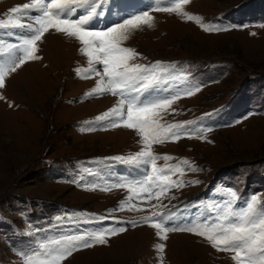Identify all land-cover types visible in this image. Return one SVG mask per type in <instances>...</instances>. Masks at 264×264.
<instances>
[{"label": "rangeland", "instance_id": "obj_1", "mask_svg": "<svg viewBox=\"0 0 264 264\" xmlns=\"http://www.w3.org/2000/svg\"><path fill=\"white\" fill-rule=\"evenodd\" d=\"M25 2L0 0V20ZM184 11L206 26L230 30L205 32L184 16L153 11L152 27L133 32L125 46L140 54L137 62L162 61L202 85L175 103L162 122L211 128L205 139L154 145L156 153L177 158L167 162L173 166L183 159L192 162L196 171L173 177L187 186L172 189L159 208L152 207L155 199L134 200L142 212L116 210L129 195L124 189L78 186L134 176L132 165L111 158L140 151V137L123 127L104 130L86 123L113 108L118 98L86 96L99 77L78 76L75 69L88 67L81 46L51 30L38 44L41 59L10 74L0 89L5 98L0 100V264H22L18 250H30L45 238L119 227L117 221L128 231L106 245L74 252L64 264H161L159 243L165 244L163 264H234L232 253L216 251L200 236L174 232L160 241L153 228L127 223L152 211L182 210L189 202L195 208L181 211L176 220L211 217L225 187L238 192L239 208L253 194L264 201V0H190ZM3 30L16 32L0 28V35Z\"/></svg>", "mask_w": 264, "mask_h": 264}, {"label": "snow or ice", "instance_id": "obj_2", "mask_svg": "<svg viewBox=\"0 0 264 264\" xmlns=\"http://www.w3.org/2000/svg\"><path fill=\"white\" fill-rule=\"evenodd\" d=\"M189 2L166 0L165 3L164 0H153L152 7L147 10L122 16L109 25L94 28L92 21L105 15L108 0H28L11 8L7 20H0V28L23 30L13 33L18 37L15 43L0 40V89L5 87L10 74L29 61L41 59L37 55L38 44L46 33L54 30L75 39L81 46L79 51L87 58L88 67L75 69L77 75L82 79L99 77L95 87L86 96L110 94L118 98L113 108L96 117L94 122L86 123L100 124L104 130L118 127L134 130L140 137V151L111 159L132 165L141 175L78 185L86 191L126 190L129 195L116 210L142 212L144 209L133 201L144 199L157 200L158 203L152 207L159 208L162 198H168L172 189L187 186L183 179L173 177L182 178L187 172L196 171L192 162L183 159L173 166L167 162L177 158L156 153L154 145L178 142L181 138L203 140L206 133L211 131V128L189 127L192 122H162L164 114L173 110L175 103L195 95L202 85L194 83L187 73L173 71V66H166L162 61L152 65L137 62L138 58H142L140 54L136 49L125 46L133 32L142 26L152 27L154 17L150 13L153 11L184 16L188 21L199 24L205 32L230 30L228 26H206L200 17L188 14L184 7ZM2 99L5 98L0 95ZM160 160L166 162L164 166L158 165ZM220 195L222 199L212 206L214 215L211 217L178 221L174 219V213L157 210L139 221L127 223L132 227L143 224L153 228L160 241H166L169 233L174 232L200 236L216 251L232 253L234 264H264V201L253 194L239 208L236 190L225 187ZM163 207L167 208V205ZM116 223L120 226L45 238L36 247L18 250L17 254L22 264H64L74 252L106 245L111 237L128 231L124 222ZM155 250L160 254L158 259L163 264L165 244H157Z\"/></svg>", "mask_w": 264, "mask_h": 264}]
</instances>
